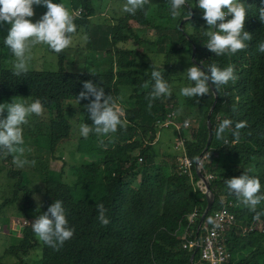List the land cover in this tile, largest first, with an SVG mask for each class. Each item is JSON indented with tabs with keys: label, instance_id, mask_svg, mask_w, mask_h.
<instances>
[{
	"label": "trees",
	"instance_id": "obj_1",
	"mask_svg": "<svg viewBox=\"0 0 264 264\" xmlns=\"http://www.w3.org/2000/svg\"><path fill=\"white\" fill-rule=\"evenodd\" d=\"M113 1L115 8L109 6ZM62 2L70 12L83 9L87 14H97L108 9L113 19L117 10L118 19H124L107 31L114 37V48L109 52L98 50L100 46L93 48L81 33L86 43L80 56L95 52L99 63L112 66L108 70L70 69L60 52H52L44 45L46 53L42 57L44 61L54 60V68L28 70L16 77L10 71L11 54L0 43V103L21 96L28 100L40 98L44 104L42 113L32 115L23 126L29 148L26 159L35 163L25 165L21 173L25 175L29 195L38 199L27 198L29 208L18 205L15 214L30 224L21 230V237L10 232L11 243L2 251L0 264H191V253L183 249V241L176 231L188 223V215L194 210L201 215L207 202L205 194L195 187V171L187 175L180 163L162 160L165 147L170 150L167 157L174 161L183 155L171 153V143L167 141L170 138L161 137L155 126L169 111L166 103H172L177 123L188 119L193 124L190 131H180L186 156L195 161L203 152L213 155L207 166L215 176L210 182L215 201L207 218L223 206L236 215V224L227 238L232 254L229 264H264V201L255 211H250L228 192L224 183L250 169L249 174L259 177L264 191V53L256 50L257 43L264 40V22L256 15L257 9L264 7L261 0H245L250 15L244 30L252 34L248 47L218 57L203 45L206 37L200 32L207 25L202 19V10L192 6L195 0L192 4L185 3V11L191 15L184 22L185 18L171 19L169 0H144L143 9H137L134 14L126 12L124 17L122 6L126 0ZM33 10L40 12L39 17L46 11L37 5ZM156 19L165 26L155 25ZM132 22L138 27H133ZM0 24L2 40L5 37L2 33L8 27ZM80 28L84 29L82 24ZM152 28L157 29L154 36L149 34ZM72 35L80 37L77 31ZM47 53L54 59L49 60ZM153 61L160 62L159 67L171 88L187 83L182 73L191 64L204 70L201 61L220 67L230 64L237 79L221 86L217 101L211 82L210 94L188 97L186 104L175 102L171 95L153 98L148 95L152 81L144 69L146 65L152 66ZM113 67L117 68L116 72ZM175 69L177 74L173 75ZM87 80L104 87L106 94L112 93L124 110L125 126L110 137L90 135L85 139L78 134L80 122L91 123L83 107L88 101H79V111L71 112L68 107L77 103L75 97ZM215 101L211 116L213 128L223 118L234 122L244 120L246 125L239 129L235 143H232L234 128L230 126L224 134L228 143L213 136L205 151L209 136L207 116ZM70 144L74 149L66 150ZM68 157L73 163H68ZM81 158L83 161L79 164ZM56 161L62 163V168L53 171L50 166ZM16 176L17 172L10 170L7 179ZM18 196L19 193L13 192L7 202L15 206ZM55 199L63 201L67 219L75 231L71 239L54 250L38 240L31 223ZM97 203H103L107 209L110 223L106 226L96 219Z\"/></svg>",
	"mask_w": 264,
	"mask_h": 264
},
{
	"label": "clouds",
	"instance_id": "obj_2",
	"mask_svg": "<svg viewBox=\"0 0 264 264\" xmlns=\"http://www.w3.org/2000/svg\"><path fill=\"white\" fill-rule=\"evenodd\" d=\"M185 3L192 4V0H169L168 10L172 20H176L178 17L180 19L185 18V21L189 19L188 17L191 13L185 11ZM261 3L264 4V0H261ZM34 5L46 8L44 14L35 22L27 19L34 15ZM192 6L202 10V19L207 25V29L200 32L206 37L203 45L209 51L215 53L217 57L224 54H234L238 50L248 47V42L252 39V34L244 30L245 20L250 15V9L245 3V0H195ZM143 8L144 0H126L122 6L124 13L122 17L127 15L126 12L128 14H134L137 9ZM107 11L108 9H105L97 14H87L85 10L78 9L70 12L62 0H56L55 2L53 0H0V23H8L10 25L7 35L0 40V43L11 54V74L20 77L28 71L31 48L37 44L46 45L52 52H60L61 58L65 62L68 64L72 63L71 61L75 53L74 46L79 41H84L81 33L84 34L83 36L85 38L90 40L93 48L100 46L98 50L105 52L112 51L114 48V37L111 32L107 33V31L108 29L113 30L117 27L118 22L124 18L118 19L117 10H114L112 19ZM84 15H87L86 18L83 17ZM256 15L261 22H264V7L257 9ZM227 17L230 18L226 19ZM103 19L109 21L103 22ZM80 24L83 25L84 29L80 28ZM76 31L80 37L73 38L72 34ZM84 42L86 43V41ZM256 50L264 53V40H260L257 43ZM94 53L91 56L96 63L95 69L101 71L103 69L108 70L112 67L106 63H99L95 59ZM162 60L163 58H161V62ZM159 63L153 61L151 71L147 72L150 74L152 81L151 91L148 95L153 98L169 96L172 92L171 85L165 79ZM200 63L203 64L204 70H201L196 64H191L182 73L187 83L179 88L178 94L182 97L199 98L202 95L210 94L209 82H211V85L214 87H212V90L217 101V93H219L221 86L227 85L230 81L237 79L234 68L230 64L225 67H220L216 63L207 65L203 61ZM113 68L116 72L117 68ZM40 69L50 70L46 68ZM145 87H148L147 83ZM75 100L77 103L74 104L78 106H80V100L88 101L83 107L87 111V119L91 121V123L82 121L78 124V134L80 137L85 139L90 135L110 137L118 128L125 126L126 121L123 119L124 110L118 102V98H115L112 93L106 94L104 87H101L99 84H94L91 80L84 81L83 90L79 92ZM149 107H151V100H149ZM43 109L44 104L40 98L28 100L27 98L16 96L10 102L0 103V155H2L4 163L3 168H0V205L2 204V210H0L4 212L3 214L1 212V214L5 219L19 217L21 223L25 221V224L29 222L16 215V208L7 201L12 197L13 192L19 193L16 201L22 200L25 202L27 198L38 199L35 196L31 197L29 191H25L29 187L25 175L21 173L25 165L35 163L34 161L26 159L29 148L26 147L27 143H25L23 126L28 123L32 115L39 116ZM175 117V111L169 109L164 119L157 120L155 126L158 128L159 133L167 132L170 135L181 137L180 131L182 129L187 130L186 128H189L192 123L188 119H185L183 123H177ZM245 125L246 121L244 120L234 122L229 118L219 119L215 127L211 129V135L217 140H223L227 144L228 141L224 134L232 126L234 128L232 131L234 138L232 143H235L239 137V129L245 127ZM181 139L184 141V138L181 137ZM183 144L184 142L178 144L175 151L183 154L178 157V160L181 162V170L187 175H190L193 171L196 172L197 180L195 181V187L205 194L207 202L209 192L199 174L205 177L210 189V182L215 179L214 174L208 170L213 155L210 153L204 154L203 152L200 154L202 157L199 156L193 161L186 156V150L182 148ZM81 161H83V158H81L79 164H81ZM53 163L59 162H52L51 165ZM10 170L17 172V176L13 179H7ZM51 170L53 169L51 168ZM250 171V169H245L243 174L238 177L226 179L224 183L230 194H234L250 211H255L257 205L261 201H264V191H261L259 177L250 175ZM6 194L10 197L5 203H2ZM10 208L13 209V214L6 213ZM223 208L228 209L234 215L233 223L228 225L221 236V242L229 255V259L225 264L230 263L232 254L227 247V238L228 232L236 224V215L228 207L223 206L214 210L208 218L207 214L201 226H199V222L204 212L199 215V212L194 210L188 215V223L176 231L177 236L183 241V249L191 253V264H210L208 261L202 259L201 248L194 247L189 249L185 248L184 245L189 240L202 241L207 235L211 223H214L213 216L215 212ZM95 211L96 219L100 225L106 226L110 223V219L106 214L107 209L103 203H97L95 205ZM31 228L39 241L54 250L62 247L67 240L71 239L75 231L69 224L66 209L63 201L60 199L53 200L46 211L36 216L31 223Z\"/></svg>",
	"mask_w": 264,
	"mask_h": 264
},
{
	"label": "rangeland",
	"instance_id": "obj_3",
	"mask_svg": "<svg viewBox=\"0 0 264 264\" xmlns=\"http://www.w3.org/2000/svg\"><path fill=\"white\" fill-rule=\"evenodd\" d=\"M56 0H53V2H55ZM109 6H112L113 8L116 7V3L113 2H110ZM43 9V8H42ZM46 9V8H45ZM39 11H36L34 10V15L32 17H29V19L33 22L39 20ZM105 16V15H104ZM5 25L9 28L10 25L8 23H5ZM133 27H138V25L135 23V22H132L131 24ZM155 25H164V22H162L160 19H156L155 21ZM0 28L2 29V25L0 24ZM155 33H157V29L155 28H152L149 32V34H151L152 36L155 35ZM3 37L7 35V30H4L3 31ZM85 47V42L84 41H79V43H77L75 46H74V50H76L74 56L76 57L75 60H74V64H71L69 63L68 64V67L70 69H76L77 71H92L96 68V63L93 59V57L91 55H87V56H80V51H82ZM46 51H45V46L43 44H37L35 46H33L31 48V52H30V61H29V68L28 70H39L40 68H46V69H52L54 68V60L52 62H48V61H44L43 59V54H45ZM47 56H48V59L49 60H52L54 59V57L52 55H50L49 53H47ZM98 66H100L98 64ZM151 65H146L144 67L145 69V72L147 75H150L149 73L147 72H150L151 71ZM171 68V67H170ZM177 74V71L176 69L174 70V73L173 75ZM179 88L180 86H175L174 88H172V92H171V96L172 97H175V102H184V104H186L187 102V99L188 97H182L180 96L178 93H179ZM11 99H8L7 100H4L3 103L5 102H10ZM166 108L167 109H171L172 108V103H166ZM69 110L71 112H74L75 110L79 111L80 107L76 104L74 105H70L69 107ZM68 116H70V114H68ZM187 130H191L193 129V125L191 124L189 126V128H186ZM161 135V133H160ZM163 138L167 137V138H170L168 139L167 141L169 142L170 140V143H171V153L173 151H176V146H178V144H182L184 141L181 139L180 136H176V135H170L169 133L167 132H163L162 133V136ZM160 144V142H159ZM74 149L73 146L70 144V145H67L66 147V150H72ZM165 149V153L166 154H163L162 156V160L165 162V163H170L171 161L172 162H175V163H180L181 162L178 160V159H175V161L173 160L172 157H167V155L170 153V150H168L166 147L164 148ZM93 157H97V156H93ZM68 163H72V160L71 158L68 157ZM4 166V163H3V159H2V155H0V168H3ZM51 168L55 171H57L58 169L60 170L62 168V163L59 162V163H53L51 165ZM2 182L4 183V181L2 180ZM25 191H30L29 189H26ZM10 196L8 194H6L5 198L2 200V203H5V201L9 198ZM35 200V198H31V201ZM35 202V201H34ZM19 204H23L26 208H29V203L28 202H24L22 200H20L15 206L14 208H16V210L18 209V205ZM1 206V205H0ZM12 210L11 208L6 211L7 214H13V211H10ZM30 223H26L25 224V221H23L21 223V220L19 219V217H15V218H11V219H7V222L2 218V214H1V210H0V255H2V251L4 249H6V247L11 243V239H10V232H15L16 233V236L17 237H21V230L28 226ZM8 226H11L10 229H8ZM8 229V230H7Z\"/></svg>",
	"mask_w": 264,
	"mask_h": 264
},
{
	"label": "built area",
	"instance_id": "obj_4",
	"mask_svg": "<svg viewBox=\"0 0 264 264\" xmlns=\"http://www.w3.org/2000/svg\"><path fill=\"white\" fill-rule=\"evenodd\" d=\"M213 220L214 223H211L208 233L202 241L189 240L184 247L189 249L201 248L202 259L210 264H225L229 259V255L221 242V236L228 225L233 223L234 215L228 209L223 208L215 212Z\"/></svg>",
	"mask_w": 264,
	"mask_h": 264
},
{
	"label": "water",
	"instance_id": "obj_5",
	"mask_svg": "<svg viewBox=\"0 0 264 264\" xmlns=\"http://www.w3.org/2000/svg\"><path fill=\"white\" fill-rule=\"evenodd\" d=\"M185 21V20H184ZM183 21V22H184ZM183 24V23H182ZM216 94V92H215ZM216 102L214 103L213 107L211 108V110L209 111V114H208V119H207V122H208V131H209V136H208V141H207V144H206V148L205 150H207L209 148V146L211 145V142H212V138L213 136L211 135V129L213 128L212 127V123H211V115H212V112L214 110V106H215ZM202 157V155L200 156ZM200 178L203 179L205 185L207 186V189H208V195H207V205H206V208H205V211L200 219V222H199V226H201L203 224V221L206 217V215L209 213V211L212 209L213 207V204H214V194L210 191L209 189V185H208V182L205 180V177L202 176L201 174H199Z\"/></svg>",
	"mask_w": 264,
	"mask_h": 264
}]
</instances>
